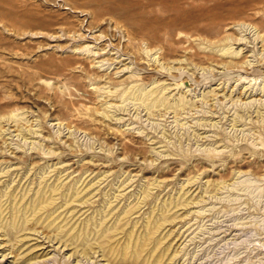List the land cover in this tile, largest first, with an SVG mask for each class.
Instances as JSON below:
<instances>
[{"label": "rangeland", "instance_id": "obj_1", "mask_svg": "<svg viewBox=\"0 0 264 264\" xmlns=\"http://www.w3.org/2000/svg\"><path fill=\"white\" fill-rule=\"evenodd\" d=\"M0 264H264V0H0Z\"/></svg>", "mask_w": 264, "mask_h": 264}, {"label": "bare ground", "instance_id": "obj_2", "mask_svg": "<svg viewBox=\"0 0 264 264\" xmlns=\"http://www.w3.org/2000/svg\"><path fill=\"white\" fill-rule=\"evenodd\" d=\"M89 54H91L90 56L93 58H97V57H99V56H101V54L99 53L98 55H96L94 52H92V53H89ZM105 57H111V55H110V53H108V54H106L105 55ZM112 58V57H111ZM98 61V60H97Z\"/></svg>", "mask_w": 264, "mask_h": 264}]
</instances>
